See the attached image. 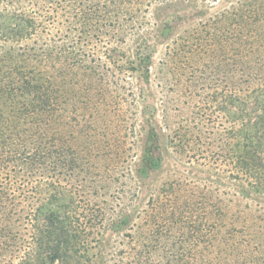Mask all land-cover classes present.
Masks as SVG:
<instances>
[{"label": "trees", "instance_id": "16d2710c", "mask_svg": "<svg viewBox=\"0 0 264 264\" xmlns=\"http://www.w3.org/2000/svg\"><path fill=\"white\" fill-rule=\"evenodd\" d=\"M263 1L245 0L183 39L174 55L195 47L196 65L205 50L226 59L224 38L232 40L245 79L231 94L222 88L194 103L170 129V148L188 164L215 166L257 194H264V66L251 63L264 56ZM137 4L0 0V264H264V225L231 214L205 187L170 181L139 223L126 231L125 218L117 223L113 239L102 207L59 203L57 174L96 177L127 159L124 106L136 101L128 80L146 59L139 45L132 57L116 52L137 34ZM222 118L228 125L216 131ZM92 159H100L94 169ZM25 188L37 205L18 209Z\"/></svg>", "mask_w": 264, "mask_h": 264}, {"label": "rangeland", "instance_id": "374dc122", "mask_svg": "<svg viewBox=\"0 0 264 264\" xmlns=\"http://www.w3.org/2000/svg\"><path fill=\"white\" fill-rule=\"evenodd\" d=\"M244 1L139 0V4L133 6L132 20L136 23L137 34L116 52L123 57H132L139 45L142 47L140 54L146 59L128 80L133 86L136 101L132 104L127 102L124 106L125 111L128 110L130 125L127 128L130 134L126 146L130 148L125 156L127 159L110 173L102 171L96 177H85L77 171L57 174L54 180L60 191L59 203L74 199L80 207H102L107 215V237L113 239V231L120 220L126 219L122 225L124 231L139 223L151 197L159 196L166 184L176 181L198 188L196 190L205 187L221 199L231 214L245 215L255 225H264V194L251 191L244 179H229L215 166L188 164L170 148L173 123L189 115L194 103L219 93L222 88L231 94L233 86L245 79L242 72L234 68L231 51L234 44L230 39L224 38L228 41L226 59L217 57L212 50H205L203 65H196L200 54L196 53L195 47L191 50L187 46L180 57L174 55L176 49L200 24L233 7L238 9ZM263 43L264 40L259 45ZM251 64L264 66V56L261 62ZM116 78L109 76L108 82ZM240 86L247 91L250 85ZM110 95L114 97V93ZM220 121L223 124L215 125L216 131L222 125H228L226 119ZM129 129H132V134ZM108 131L114 133L110 140L115 144L116 130L112 127ZM99 161L92 159L90 167L94 169L93 163ZM23 197L25 207L18 209L36 207L37 200L28 188L24 189ZM46 197L44 190L40 200Z\"/></svg>", "mask_w": 264, "mask_h": 264}]
</instances>
